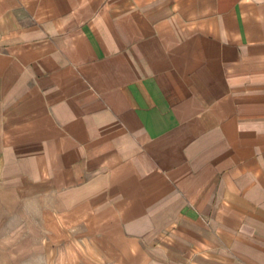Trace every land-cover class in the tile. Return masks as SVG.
Masks as SVG:
<instances>
[{"label": "crops", "instance_id": "obj_1", "mask_svg": "<svg viewBox=\"0 0 264 264\" xmlns=\"http://www.w3.org/2000/svg\"><path fill=\"white\" fill-rule=\"evenodd\" d=\"M23 207L91 264H264V0H0Z\"/></svg>", "mask_w": 264, "mask_h": 264}, {"label": "rangeland", "instance_id": "obj_2", "mask_svg": "<svg viewBox=\"0 0 264 264\" xmlns=\"http://www.w3.org/2000/svg\"><path fill=\"white\" fill-rule=\"evenodd\" d=\"M32 214L30 208L23 207L21 232L14 237H0V264H91L78 254L76 237L63 235L54 223L36 221L40 215ZM26 216L32 220H24ZM11 217L6 215L0 222V233L18 231V223Z\"/></svg>", "mask_w": 264, "mask_h": 264}]
</instances>
